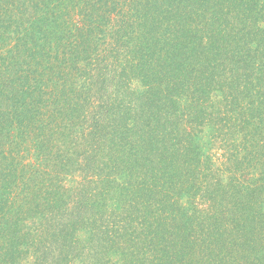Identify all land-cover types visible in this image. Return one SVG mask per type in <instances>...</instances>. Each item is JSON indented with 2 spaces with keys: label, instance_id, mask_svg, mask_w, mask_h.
<instances>
[{
  "label": "trees",
  "instance_id": "16d2710c",
  "mask_svg": "<svg viewBox=\"0 0 264 264\" xmlns=\"http://www.w3.org/2000/svg\"><path fill=\"white\" fill-rule=\"evenodd\" d=\"M0 264H264V0H0Z\"/></svg>",
  "mask_w": 264,
  "mask_h": 264
}]
</instances>
